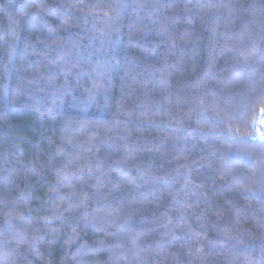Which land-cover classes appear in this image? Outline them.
I'll return each mask as SVG.
<instances>
[{"label": "trees", "instance_id": "trees-1", "mask_svg": "<svg viewBox=\"0 0 264 264\" xmlns=\"http://www.w3.org/2000/svg\"><path fill=\"white\" fill-rule=\"evenodd\" d=\"M0 264H264V0H0Z\"/></svg>", "mask_w": 264, "mask_h": 264}]
</instances>
